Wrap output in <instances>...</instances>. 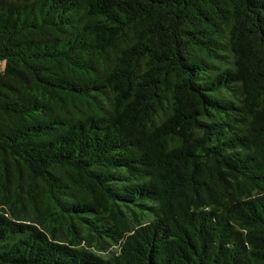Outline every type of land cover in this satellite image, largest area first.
<instances>
[{
	"label": "trees",
	"instance_id": "1",
	"mask_svg": "<svg viewBox=\"0 0 264 264\" xmlns=\"http://www.w3.org/2000/svg\"><path fill=\"white\" fill-rule=\"evenodd\" d=\"M0 264H264V0H0Z\"/></svg>",
	"mask_w": 264,
	"mask_h": 264
}]
</instances>
